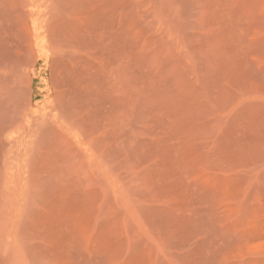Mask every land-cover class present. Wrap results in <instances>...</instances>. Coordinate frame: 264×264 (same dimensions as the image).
Returning a JSON list of instances; mask_svg holds the SVG:
<instances>
[{
	"label": "rangeland",
	"instance_id": "1",
	"mask_svg": "<svg viewBox=\"0 0 264 264\" xmlns=\"http://www.w3.org/2000/svg\"><path fill=\"white\" fill-rule=\"evenodd\" d=\"M0 264H264V0H0Z\"/></svg>",
	"mask_w": 264,
	"mask_h": 264
}]
</instances>
